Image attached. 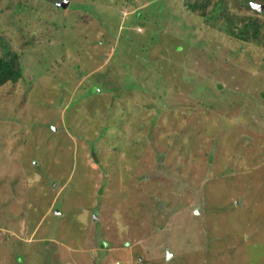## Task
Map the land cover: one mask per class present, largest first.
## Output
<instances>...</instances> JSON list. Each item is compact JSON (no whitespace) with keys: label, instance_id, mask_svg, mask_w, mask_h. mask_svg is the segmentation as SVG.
Returning <instances> with one entry per match:
<instances>
[{"label":"rangeland","instance_id":"374dc122","mask_svg":"<svg viewBox=\"0 0 264 264\" xmlns=\"http://www.w3.org/2000/svg\"><path fill=\"white\" fill-rule=\"evenodd\" d=\"M241 2L0 0V264H264V0Z\"/></svg>","mask_w":264,"mask_h":264},{"label":"trees","instance_id":"16d2710c","mask_svg":"<svg viewBox=\"0 0 264 264\" xmlns=\"http://www.w3.org/2000/svg\"><path fill=\"white\" fill-rule=\"evenodd\" d=\"M246 8H252V0H242L241 2ZM264 11V10H263ZM13 58L8 55L0 54V83L7 80H16L19 70L13 65Z\"/></svg>","mask_w":264,"mask_h":264},{"label":"water","instance_id":"95a60500","mask_svg":"<svg viewBox=\"0 0 264 264\" xmlns=\"http://www.w3.org/2000/svg\"><path fill=\"white\" fill-rule=\"evenodd\" d=\"M52 1L58 5H61V6L67 5V0H52ZM252 8H255L258 12H261V10L263 9V5L258 4V3H252ZM168 254H169V252H168ZM117 264H121V263L118 262Z\"/></svg>","mask_w":264,"mask_h":264}]
</instances>
